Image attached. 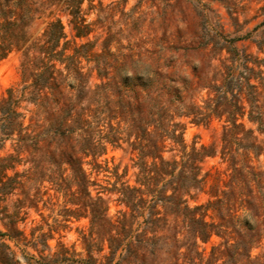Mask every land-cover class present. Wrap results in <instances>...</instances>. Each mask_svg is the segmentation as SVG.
<instances>
[{
    "label": "trees",
    "instance_id": "16d2710c",
    "mask_svg": "<svg viewBox=\"0 0 264 264\" xmlns=\"http://www.w3.org/2000/svg\"><path fill=\"white\" fill-rule=\"evenodd\" d=\"M93 10L98 13L91 20ZM101 11V0H0V60L18 51L21 69L20 87L10 86L0 97V264H260L250 251L264 238V172L251 162L264 154V139L238 121L245 113L243 94L248 121L264 135V115L253 109L260 108L257 85L250 82L256 70L245 61L228 81L224 57L211 75L201 76L188 58L210 39L179 37L153 49L134 44L112 50L109 25L97 51ZM39 22L44 25L33 34ZM211 40L228 52L224 37ZM138 58L151 63V79L135 69L126 73ZM187 64L190 77L183 74ZM238 78L248 90L231 91L229 99L228 82ZM200 88L207 89L204 105L195 99ZM221 116L220 156L229 179L216 175L208 200L198 202L206 182L201 162L215 149H188L185 120L207 124ZM108 146L131 154L134 184L123 179L125 171H115L107 185L86 171L85 164L101 167L97 159ZM49 189L63 204L51 221L40 215L26 233L19 224L28 209L39 201L54 205L42 199ZM109 192L123 207L114 214ZM242 210L250 221L238 219ZM81 217L88 218L87 230L79 232L82 253L61 240ZM212 235L219 241L205 254L199 243Z\"/></svg>",
    "mask_w": 264,
    "mask_h": 264
},
{
    "label": "rangeland",
    "instance_id": "374dc122",
    "mask_svg": "<svg viewBox=\"0 0 264 264\" xmlns=\"http://www.w3.org/2000/svg\"><path fill=\"white\" fill-rule=\"evenodd\" d=\"M102 11L99 12L98 17L102 21L100 26L96 28V33H101L97 40L95 50L99 51L101 43L106 36L104 29L110 26L114 33V41L111 43V49L116 50L119 46L127 47L138 44L140 47L146 49L157 48L158 46H165L164 41L168 39L195 38L196 41H209L204 44L203 48H199L193 55L188 58L197 65L198 73L201 76H209L212 74L213 68L220 67V59H228V81L229 74L232 70L239 71V67L245 61L249 66L256 70L255 78H251L250 82L257 85V93L255 95L256 105L260 108L254 111L264 115V0H101ZM97 0H94L96 3ZM115 2L117 5L112 7ZM86 7V1L83 3ZM54 12H57V7H54ZM97 11L93 10L89 14V19L93 20L97 17ZM65 31L70 37L69 26L65 20ZM44 25L39 22L33 29V34ZM134 28H139L134 31ZM219 37L226 39L228 45V52L226 50L219 51L218 46H214L213 40ZM88 39H93L91 34ZM82 42L85 39H76ZM126 51V49H125ZM190 65H183V74L190 77ZM262 71L261 73L257 72ZM261 77V78H260ZM21 69H20V53L12 51L8 56L0 60V97L5 95L6 88L13 86L20 87ZM238 89L246 92L248 89L241 80H232L228 82V98L232 99V93L237 92ZM207 98V89L200 88L195 91L196 102L204 105ZM241 102L245 106V113L243 117L238 118V121L243 122L246 128L254 130V134L259 140L264 139V135L256 130V124L248 121L247 112L249 106L243 97ZM225 116L212 117L207 124H194L185 120V127L183 130V139L189 149L192 145L198 147L203 144L206 146H214L215 153L211 156H206L201 162V175L206 174L204 192L198 194V202H206L209 194L206 192L214 183L216 175L222 181L229 179L230 170L227 169V162L220 156V144L222 126L224 124ZM171 153H165V156H170ZM131 154L125 152L122 148L107 147L106 153L100 156L97 161L101 167L92 168L91 165L85 164L84 167L90 176L102 185H107V182L113 183L116 178L114 172L118 174L125 171L123 177L130 184H134L136 167L133 166ZM252 165L257 171L264 172V154L261 153L257 158H252ZM21 168V167H19ZM107 168V170H104ZM264 177V175H263ZM220 184H222L220 182ZM44 185L48 186L47 183ZM222 187V186H220ZM42 199H48L54 205H44L42 201L37 204V209L29 208L28 215L23 223L19 226L24 228L26 233L29 232L30 227L41 222V216L48 221L56 215L58 208L63 204L61 195L49 189ZM109 198V213L114 214L117 210L122 209V205L118 204L115 199L117 194L109 192L105 195ZM192 203V201H191ZM88 227V218L81 217L70 223V228L63 231L61 240L67 246L72 247L76 252H83L82 243L80 239V231H86ZM0 224V230H3ZM57 236V235H55ZM219 238L212 235L205 243H199L200 249L205 254L208 253L212 244L218 243ZM50 245L55 244V239L49 241ZM30 253L36 255V252L30 247L27 248ZM250 255L258 263L264 264V238L260 243L253 247ZM16 257L22 263L21 252L16 250Z\"/></svg>",
    "mask_w": 264,
    "mask_h": 264
},
{
    "label": "clouds",
    "instance_id": "9594fccd",
    "mask_svg": "<svg viewBox=\"0 0 264 264\" xmlns=\"http://www.w3.org/2000/svg\"><path fill=\"white\" fill-rule=\"evenodd\" d=\"M133 69H135V74H139L145 79H151L153 76V68L150 62L144 58H138L131 66L126 68L127 74H132ZM238 219L242 222L247 219L250 221L249 215L246 210H242L238 213Z\"/></svg>",
    "mask_w": 264,
    "mask_h": 264
}]
</instances>
